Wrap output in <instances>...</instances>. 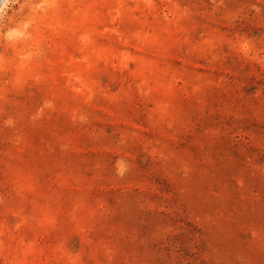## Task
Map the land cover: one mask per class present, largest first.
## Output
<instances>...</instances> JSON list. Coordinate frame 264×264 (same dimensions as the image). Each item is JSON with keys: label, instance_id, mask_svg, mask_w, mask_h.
Returning a JSON list of instances; mask_svg holds the SVG:
<instances>
[{"label": "rangeland", "instance_id": "1", "mask_svg": "<svg viewBox=\"0 0 264 264\" xmlns=\"http://www.w3.org/2000/svg\"><path fill=\"white\" fill-rule=\"evenodd\" d=\"M0 264H264V0H6Z\"/></svg>", "mask_w": 264, "mask_h": 264}, {"label": "bare ground", "instance_id": "2", "mask_svg": "<svg viewBox=\"0 0 264 264\" xmlns=\"http://www.w3.org/2000/svg\"><path fill=\"white\" fill-rule=\"evenodd\" d=\"M6 0H0V10L2 9L3 5L5 4Z\"/></svg>", "mask_w": 264, "mask_h": 264}]
</instances>
